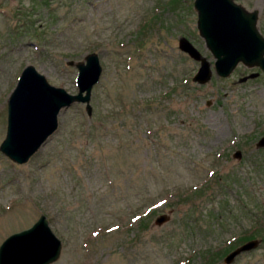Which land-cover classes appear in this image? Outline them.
I'll return each instance as SVG.
<instances>
[{
	"label": "rangeland",
	"instance_id": "obj_1",
	"mask_svg": "<svg viewBox=\"0 0 264 264\" xmlns=\"http://www.w3.org/2000/svg\"><path fill=\"white\" fill-rule=\"evenodd\" d=\"M176 1L0 0V142L25 65L71 94L76 69L67 61L93 51L101 65L90 116L81 103L61 109L56 130L23 164L0 152V242L44 214L61 242L51 264H199V252L230 245L254 224L257 247L229 264H264V147L255 146L264 71L238 63L226 77L192 81L199 63L178 39L211 69L214 59L193 0ZM233 1L256 10L264 37V0ZM155 201L163 206L144 228L130 221ZM161 213L168 219L155 225Z\"/></svg>",
	"mask_w": 264,
	"mask_h": 264
},
{
	"label": "water",
	"instance_id": "obj_2",
	"mask_svg": "<svg viewBox=\"0 0 264 264\" xmlns=\"http://www.w3.org/2000/svg\"><path fill=\"white\" fill-rule=\"evenodd\" d=\"M192 6L197 33L214 59L211 70L210 63L198 50L180 37L179 50L199 63L192 81L205 83L212 71L226 77L238 63L264 71V37L256 27V10H246L233 0H193ZM66 64L76 69L77 90L73 94L50 85L31 64L20 71L6 100L5 133L0 142V152L10 161L17 164L28 161L56 130L61 109L81 103L85 114L90 116V92L101 74L98 55L87 52L82 60ZM255 146L264 147V135ZM232 156L239 158L240 151L236 150ZM167 219V213H161L153 222L160 225ZM258 243V239H250L239 244L223 257V263H231ZM60 249V240L49 228L45 215L40 214L30 226L8 234L0 242V264H51Z\"/></svg>",
	"mask_w": 264,
	"mask_h": 264
},
{
	"label": "trees",
	"instance_id": "obj_3",
	"mask_svg": "<svg viewBox=\"0 0 264 264\" xmlns=\"http://www.w3.org/2000/svg\"><path fill=\"white\" fill-rule=\"evenodd\" d=\"M169 4H171L173 7H175L177 5V1L176 0H170V3ZM179 85L181 87H186V83L181 84L179 82ZM84 131L87 134H90L91 133L90 132V129H88V128H87V131H86V129H84ZM190 193H191V191H183L180 194L182 196L183 195L188 196V195H190ZM197 193H199V192H197ZM180 200H182V199H180ZM158 201H155L154 203H151L152 206L149 205L148 211L145 212L144 214H142L141 216H132V217H130V221L135 223L136 222L135 219H137L136 226L139 227V228H141V229L144 228L146 226L147 220L149 219V217L151 216V214H153L154 212H156L160 206H163V204H161L160 206L159 205L157 206L156 203ZM256 226L257 225H254L253 224L252 226H250V228L244 230L239 236L236 237L235 242H237V243L238 242H241L242 243V242H244L246 240L253 239V238H256V237L260 236V228H257ZM117 228H118V225H114V226H111L110 227V230H114V229H117ZM261 240H264V238H261ZM235 242L231 243L230 245L229 244L224 245V246H222L221 248H219L217 250L211 248V249H208L207 251L203 250V252H199L197 254V256L199 258V261H200L199 264H214L219 259V257L222 256V254L225 251L227 252L228 249L232 248L235 245ZM185 259L188 260L187 261V264H190V263H188L190 257H187Z\"/></svg>",
	"mask_w": 264,
	"mask_h": 264
},
{
	"label": "flooded vegetation",
	"instance_id": "obj_4",
	"mask_svg": "<svg viewBox=\"0 0 264 264\" xmlns=\"http://www.w3.org/2000/svg\"><path fill=\"white\" fill-rule=\"evenodd\" d=\"M240 151V150H239Z\"/></svg>",
	"mask_w": 264,
	"mask_h": 264
}]
</instances>
